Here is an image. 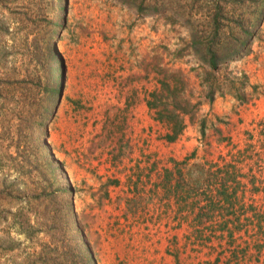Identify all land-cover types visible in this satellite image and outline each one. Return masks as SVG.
Returning a JSON list of instances; mask_svg holds the SVG:
<instances>
[{
	"label": "rangeland",
	"instance_id": "obj_1",
	"mask_svg": "<svg viewBox=\"0 0 264 264\" xmlns=\"http://www.w3.org/2000/svg\"><path fill=\"white\" fill-rule=\"evenodd\" d=\"M55 1L54 82L60 75L61 96L57 103L53 93L47 97L34 130L19 124L18 115L8 126L0 125L1 172L18 154V137L19 149L27 146L49 156L61 174V201H69L73 225L82 231L97 264H264V251L235 252L240 240L221 237L212 227L225 221L231 226L239 205L231 200L234 194L238 199L242 191V202L250 201L251 174L264 187L262 164L256 166L255 157L239 163L232 158L244 146L245 131L256 128V134L257 123L264 122V5L251 20L242 55L213 71L191 54L173 60L171 52L187 40L186 32L162 19L137 18L134 10L112 0ZM163 75L184 79L191 102L207 96L209 84L215 88L210 102L202 101L191 117H184L173 142L162 139L167 128L153 119L145 103ZM238 96L245 101L240 103ZM259 153L263 158L264 150ZM196 161L216 164L217 181L225 182L229 199L206 201L184 188L173 190L177 172L186 177L187 162ZM236 173L244 184L239 189L234 188ZM12 178L14 173L7 181ZM4 194L0 264H14V253L21 260L40 252L49 233L32 214L31 228H22L12 215L18 207L9 198L15 193ZM261 194H254L256 202ZM32 197L30 204L40 196ZM210 205L211 217L203 219L200 213ZM245 228L249 232L251 225ZM245 234L243 228L235 233Z\"/></svg>",
	"mask_w": 264,
	"mask_h": 264
},
{
	"label": "trees",
	"instance_id": "obj_2",
	"mask_svg": "<svg viewBox=\"0 0 264 264\" xmlns=\"http://www.w3.org/2000/svg\"><path fill=\"white\" fill-rule=\"evenodd\" d=\"M112 1L134 10L137 18L152 17L156 21L162 19L163 24L171 26V29L176 27L184 30L187 40L182 39V46L171 52L173 60L191 54L213 71L219 65L234 60L235 56L242 55L240 53L249 35L251 20L257 14L258 6L264 5V0ZM55 9V0H0L1 126H8L14 115H18L19 124H28L34 130L40 124L38 117L47 97L53 93L54 102L56 100L61 77L59 75L56 83L54 82L58 52L51 29L55 25ZM169 78L164 75L157 78V92L153 90L145 103L152 112L153 119L167 128L162 139L173 142L184 128V117H191L202 101L210 102L215 88L209 84L207 96L191 102L184 94L186 81L175 75ZM237 99L240 103L245 101L243 96H238ZM14 108H18L17 114H14L17 111ZM257 126L256 134V128L245 131L244 146L237 149L232 158L239 163L246 158L255 157V165L262 164L264 171V157L259 153L264 150V122H258ZM20 140V137L16 138L15 143L16 152L22 159H16L18 154L14 157L11 155L10 167L3 172L0 170V197L5 195V191L14 192L15 196L9 199L15 198L18 208L12 215L21 223V227L31 228L29 222L32 214L36 220L40 218L41 226L49 236L48 241L41 242L40 252H29L21 260L14 253V264H97L82 231L73 225L69 201H61L65 191L59 187L61 174L58 166L52 165L46 154L37 153L39 149L37 152L27 146L19 149ZM185 160H182L183 165H186ZM3 165L0 164L1 169ZM215 165L214 162L206 161L187 162L186 172L183 173L186 177L181 178L177 170L178 179L173 190L176 192L179 188H184L187 195L203 197L206 201H211L212 196L216 199L220 196L225 200L229 199L230 193L226 190L225 182L217 181L220 169L214 168ZM11 173H14V178L8 182ZM238 175H233L237 178L233 180L234 188L237 189L244 186L238 181ZM217 182L219 186L215 187ZM258 183L261 180L253 174L247 178L250 201L246 204L242 202L244 192L241 191L238 199L233 195L231 200H238L239 205L231 226L227 221L212 226L221 237L227 236L232 242L240 240L236 242L235 252H249L251 249L254 252L264 251V187L259 188ZM212 187L215 188L213 193ZM259 192L262 194L256 202L253 196ZM34 193L40 197L34 198L35 203L30 204ZM213 207L214 205H210L207 213H200L203 219L211 217ZM240 215L244 216L242 220ZM248 224L251 225L249 232L245 228ZM69 228L72 230L68 231ZM242 228L248 235L236 236L235 233ZM250 238L254 242L246 240Z\"/></svg>",
	"mask_w": 264,
	"mask_h": 264
},
{
	"label": "water",
	"instance_id": "obj_3",
	"mask_svg": "<svg viewBox=\"0 0 264 264\" xmlns=\"http://www.w3.org/2000/svg\"><path fill=\"white\" fill-rule=\"evenodd\" d=\"M62 87H63V80L61 79V80H60V83H59V86H58V90H57L56 103H57V101L59 100V97L61 96V90H62Z\"/></svg>",
	"mask_w": 264,
	"mask_h": 264
}]
</instances>
